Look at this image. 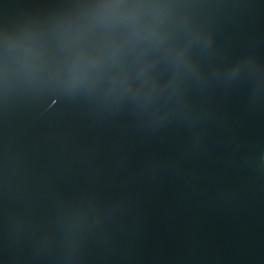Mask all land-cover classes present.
Returning a JSON list of instances; mask_svg holds the SVG:
<instances>
[{
    "label": "water",
    "instance_id": "95a60500",
    "mask_svg": "<svg viewBox=\"0 0 264 264\" xmlns=\"http://www.w3.org/2000/svg\"><path fill=\"white\" fill-rule=\"evenodd\" d=\"M0 264H264V0H0Z\"/></svg>",
    "mask_w": 264,
    "mask_h": 264
}]
</instances>
